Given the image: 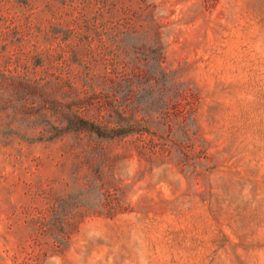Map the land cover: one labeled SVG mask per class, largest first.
Wrapping results in <instances>:
<instances>
[{
	"label": "rangeland",
	"instance_id": "1",
	"mask_svg": "<svg viewBox=\"0 0 264 264\" xmlns=\"http://www.w3.org/2000/svg\"><path fill=\"white\" fill-rule=\"evenodd\" d=\"M151 2L194 113L102 137L106 6L0 0V264H264V0Z\"/></svg>",
	"mask_w": 264,
	"mask_h": 264
},
{
	"label": "trees",
	"instance_id": "2",
	"mask_svg": "<svg viewBox=\"0 0 264 264\" xmlns=\"http://www.w3.org/2000/svg\"><path fill=\"white\" fill-rule=\"evenodd\" d=\"M99 1L106 6L112 23L110 37L114 58L110 72L99 73L96 79L107 90L105 103L116 120H110L107 126L83 117H72L68 122H77L80 129L91 130L98 136L115 137L141 126L137 120H130L131 114L142 113L141 118L146 122L157 113L172 109L182 124V118L194 113L195 92L165 64L166 28L174 22L169 17L175 9L164 14L153 2L146 3L147 0ZM153 104H157V108H153ZM67 229L68 226H64L63 237L68 236Z\"/></svg>",
	"mask_w": 264,
	"mask_h": 264
}]
</instances>
